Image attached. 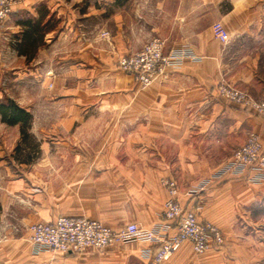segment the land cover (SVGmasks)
I'll use <instances>...</instances> for the list:
<instances>
[{
    "label": "crops",
    "instance_id": "0c3cea01",
    "mask_svg": "<svg viewBox=\"0 0 264 264\" xmlns=\"http://www.w3.org/2000/svg\"><path fill=\"white\" fill-rule=\"evenodd\" d=\"M71 1L74 9L67 0H26L5 23L13 51L27 60L16 45L19 22L38 17L40 6L60 19L59 30L48 33L46 46L26 61L34 62L36 74L28 66L23 71L38 78L45 60H53V77L44 81H56V153L48 154L46 143L40 157L16 169L0 159V264H145V242L36 252L29 227L60 216L114 229L132 222L152 227L169 199L164 180L176 182L184 209L216 226L226 240L203 255L185 242L164 264L260 259L264 182H250L248 172L214 182L199 195L191 189L227 162L249 134H257L264 148V117L217 92L225 80L264 98V0H128L113 13L107 7L117 0ZM217 22L230 34L227 46L214 35ZM104 31L111 44L101 37ZM155 38L165 43V53L184 49L194 59L141 88L117 62ZM175 231L173 226L169 235Z\"/></svg>",
    "mask_w": 264,
    "mask_h": 264
},
{
    "label": "built area",
    "instance_id": "2783aa9c",
    "mask_svg": "<svg viewBox=\"0 0 264 264\" xmlns=\"http://www.w3.org/2000/svg\"><path fill=\"white\" fill-rule=\"evenodd\" d=\"M24 1L0 0V24ZM213 32L224 46L230 43V34L221 22L213 25ZM164 49L165 43L161 39H152L140 51L121 57L117 67L132 75L141 88H146L158 79H166L170 71L180 69L188 59H194L188 50L179 49L165 53ZM217 92L222 99L251 108L264 117V98L254 99L225 80L218 84ZM262 143L257 134H249L246 142L234 151L232 157L210 178L194 185L192 192L199 195L207 191L214 182L241 178L248 172L252 173L250 182L262 184ZM162 183L168 189L169 199L164 204L161 221L152 227L147 228L132 222L114 229L84 217L60 216L54 222L32 224L29 227V242L36 252L49 250L62 253H80L88 248L104 249L115 244L145 242L148 247L141 252L145 264H164L185 242H189L193 251L199 255L223 247V232L209 222L200 221L194 210H186L180 204L176 182L164 180ZM172 225L176 231L169 235Z\"/></svg>",
    "mask_w": 264,
    "mask_h": 264
},
{
    "label": "rangeland",
    "instance_id": "374dc122",
    "mask_svg": "<svg viewBox=\"0 0 264 264\" xmlns=\"http://www.w3.org/2000/svg\"><path fill=\"white\" fill-rule=\"evenodd\" d=\"M98 1L99 0H97V2ZM67 2L69 7H74V2L71 0H67ZM92 2H96V0H92ZM109 5L110 6L107 7V12L109 13H113L118 8L115 6V2ZM82 8L83 7L80 9L83 10ZM129 9L130 7L128 10ZM8 19H10V16L0 24V102L13 99L22 107H30L35 113L30 129L31 139L27 142L22 140L20 126H8L1 121L2 117H0V159L6 161L7 165L12 167V169H16L15 166H18L22 161L26 159H36L38 156L40 157L44 153L42 145H46V143L49 145V151L47 153H56L53 147V142H55L57 138L56 81L52 82L49 80L46 83L44 81V77L51 78L54 74L50 71L53 70L54 65L51 59L45 60L41 65V68L37 71L38 78L35 76L27 78L25 72H23L25 71V67L28 66L33 69L35 74L36 67L34 66V62L30 66V64L26 62L27 60L13 51V39L11 36L5 34L6 31L4 29ZM101 34V37L111 44L109 32L104 31ZM26 145L28 147H26ZM18 146L21 147L22 151H17ZM223 236L225 239L224 233ZM262 236L264 238V230ZM252 245L253 244L248 243L247 246L252 247ZM223 246H225V244ZM259 255H261V262L258 264H264V245ZM260 259L256 260L260 261ZM255 261L247 258L246 264H252Z\"/></svg>",
    "mask_w": 264,
    "mask_h": 264
},
{
    "label": "trees",
    "instance_id": "16d2710c",
    "mask_svg": "<svg viewBox=\"0 0 264 264\" xmlns=\"http://www.w3.org/2000/svg\"><path fill=\"white\" fill-rule=\"evenodd\" d=\"M128 0H117L115 6L122 7L127 5ZM37 16L28 19H22L20 25L23 27V31L20 34V38L17 39V49L21 56H24L27 60H32L38 53V50L42 46H46L44 38L48 33L52 31H58L60 19L57 15L51 12L46 6H40L37 8ZM0 117L1 121L8 126H20V133L22 140L28 141L31 139L30 129L33 122L32 114L19 103L13 99H7L4 102H0ZM27 144V143H26ZM26 147H28L26 145ZM17 151H22L18 146ZM26 159L25 161H30ZM1 205V204H0ZM1 211V206H0Z\"/></svg>",
    "mask_w": 264,
    "mask_h": 264
}]
</instances>
